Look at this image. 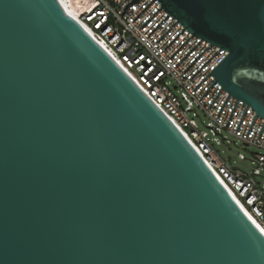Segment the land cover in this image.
I'll return each instance as SVG.
<instances>
[{
    "label": "water",
    "instance_id": "obj_1",
    "mask_svg": "<svg viewBox=\"0 0 264 264\" xmlns=\"http://www.w3.org/2000/svg\"><path fill=\"white\" fill-rule=\"evenodd\" d=\"M159 2L168 32L228 51L227 126L239 100L264 119V0ZM0 264H264V233L60 0H0Z\"/></svg>",
    "mask_w": 264,
    "mask_h": 264
},
{
    "label": "built area",
    "instance_id": "obj_2",
    "mask_svg": "<svg viewBox=\"0 0 264 264\" xmlns=\"http://www.w3.org/2000/svg\"><path fill=\"white\" fill-rule=\"evenodd\" d=\"M69 1L60 0L62 4ZM132 1L77 0L74 17L175 124L243 210L264 231V185L258 181L264 170V129L261 133L264 119L239 100L227 126L238 99L231 95L228 98L229 93L210 74L228 56V51L193 36L180 22L168 32L178 19L169 16L159 0H155L148 8L153 0H139L129 5L125 15H122ZM229 136L241 142L245 149L256 148L250 160L256 167L251 173L235 167L231 157L224 158L216 150L215 145H221L224 141L231 144ZM240 158L247 160L244 155H240Z\"/></svg>",
    "mask_w": 264,
    "mask_h": 264
},
{
    "label": "rangeland",
    "instance_id": "obj_3",
    "mask_svg": "<svg viewBox=\"0 0 264 264\" xmlns=\"http://www.w3.org/2000/svg\"><path fill=\"white\" fill-rule=\"evenodd\" d=\"M228 138L230 139L231 144H228L225 141L221 145L214 144L216 150L224 158L231 157L233 161V165L235 167H238L239 169L247 173H251L253 168L256 167V165H253L252 162L250 161L252 159V153L256 152V148L250 147L245 149L243 144L239 142L237 139L230 136ZM240 155H244L247 158V160H242L240 158ZM258 181L261 182L262 185H264V170L261 172V176L258 177Z\"/></svg>",
    "mask_w": 264,
    "mask_h": 264
},
{
    "label": "bare ground",
    "instance_id": "obj_4",
    "mask_svg": "<svg viewBox=\"0 0 264 264\" xmlns=\"http://www.w3.org/2000/svg\"><path fill=\"white\" fill-rule=\"evenodd\" d=\"M63 6L66 8L69 14L73 17L75 16V12L77 10V0H71L69 3H63ZM249 216V215H248ZM249 218L253 221V223L264 233V231L255 223V221L249 216Z\"/></svg>",
    "mask_w": 264,
    "mask_h": 264
}]
</instances>
